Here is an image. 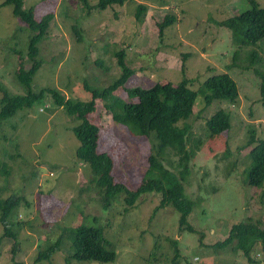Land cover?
Instances as JSON below:
<instances>
[{
    "label": "rangeland",
    "instance_id": "rangeland-1",
    "mask_svg": "<svg viewBox=\"0 0 264 264\" xmlns=\"http://www.w3.org/2000/svg\"><path fill=\"white\" fill-rule=\"evenodd\" d=\"M255 1L264 8V0ZM2 2L0 83L12 95L28 94L17 72L21 66L29 70L35 65L29 56L31 31L14 15L13 7H1ZM88 2L90 10L83 0L24 1L23 8L34 9L37 19L54 14L38 45L41 64L32 84L35 91L52 88L66 98L88 101L86 83L102 89L122 73L115 57L122 50L134 73L110 99L116 107L130 101L129 90L137 86L176 84L187 77L198 89L209 76L224 72L237 81L236 102L206 106L199 96L188 119L189 148L196 139L203 143L183 181L184 194L196 203L188 217L194 232L179 228L180 213L174 207L156 210L158 194L141 196L130 206L122 193L103 208L102 191L92 181L90 166L76 157L80 143L74 127L80 121L47 92L32 108L0 120V200L22 198L10 220L17 241L7 236L0 220V264H101L70 259V232L80 224L101 227L114 247L115 260L102 264H264L260 245L253 252L255 263L242 252L213 247L229 237L235 224L248 219L264 224V186H250L247 173L255 146L249 141L253 135L264 139V40L257 47L239 49L232 31L220 25L249 9V1L129 0L104 11L93 9L99 0ZM139 6L146 7L140 18ZM166 17L174 21L161 34L159 24ZM105 102L98 99L89 114L99 126L98 152L112 158L115 181L134 190L147 176L158 140L155 135H131L126 126L113 121ZM221 108L231 113L232 127L208 138L206 121ZM162 162L177 173L176 158L169 152ZM59 239V251L50 261L38 263L39 252ZM173 242L179 253L176 262Z\"/></svg>",
    "mask_w": 264,
    "mask_h": 264
},
{
    "label": "trees",
    "instance_id": "trees-1",
    "mask_svg": "<svg viewBox=\"0 0 264 264\" xmlns=\"http://www.w3.org/2000/svg\"><path fill=\"white\" fill-rule=\"evenodd\" d=\"M1 7L12 6L14 15L28 25L31 31L29 56L35 61V65L27 70L21 66L17 72L19 82L28 87V94L12 95L0 83V120L13 117L18 110L32 108L37 101L43 99L49 92L55 102L63 106L68 114L77 118L80 123L74 127V134L80 145L76 151L79 161L90 166L93 178L92 181L102 191V206L108 208L116 197L122 193L126 194L125 201L128 205L134 206L136 201L148 194L160 195V203L156 207L164 208L168 205L174 207L179 213V228L188 229L194 232L189 223L188 217L191 214L195 201L184 194L183 181L190 175V163L196 153L201 150L203 143L196 139L192 148H189V141L192 136V125L188 119L193 115L196 100L203 96L206 106L213 102H236L239 98V87L237 81L228 72L217 73L209 76L198 89L190 86L186 77L174 84L172 82H159L150 88L141 86L129 90L131 100L119 103L118 107L110 102L117 89L124 86L129 77L134 73L126 62L124 50L116 53L117 64L122 73L111 84L102 89H94L88 83L85 88L91 93L88 101L73 100L61 95L59 91L52 88H45L40 91L33 89V80L40 67L38 45L45 38L54 14L50 13L42 19H37L34 9H24L25 0H2ZM129 0H99L93 9L104 11L109 7H122ZM251 7L232 18L221 22L220 25L232 31L233 44L239 49L257 47L264 40V8L260 7L255 0H247ZM87 9H92L88 0H83ZM146 12L145 6H139L138 18ZM172 17H166L164 22L159 24L160 32L163 34L166 27L172 23ZM78 38L81 37L77 29ZM254 57L256 53L254 52ZM261 92L264 95V82L261 84ZM105 100V108L111 113L113 121L123 124L133 136L150 137L155 135L158 140L156 154L149 157V169L147 176L134 190L128 189L125 185L117 183L112 174L114 162L106 153L98 152L99 126L89 119V114L97 107V100ZM264 102V98H263ZM232 127V115L229 111L221 108L207 119L205 124L206 136L209 138L221 136ZM249 153L251 165L247 170L249 185L254 188L264 186V139L257 140L254 135L249 141L252 147ZM176 158V172L168 170L162 160L167 153ZM21 197H9L0 200L2 212L0 220L4 223L6 234L17 241L16 235L12 232L11 213L21 205ZM72 238L73 253L71 260L79 262L109 263L116 258V251L112 244L104 237L101 227L86 226L80 224L70 232ZM174 246L173 260L179 258L178 250ZM260 245L264 254V224L260 221L248 219L235 224L229 237L213 245L221 250L231 249L234 253L242 252L250 263L257 262L253 258V252ZM61 240L41 250L37 262L50 261L59 251Z\"/></svg>",
    "mask_w": 264,
    "mask_h": 264
}]
</instances>
